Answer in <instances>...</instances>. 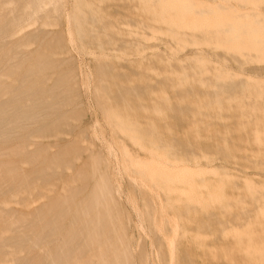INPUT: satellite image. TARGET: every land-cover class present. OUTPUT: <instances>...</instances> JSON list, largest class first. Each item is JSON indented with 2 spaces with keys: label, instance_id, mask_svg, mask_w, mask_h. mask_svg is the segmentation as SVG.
I'll list each match as a JSON object with an SVG mask.
<instances>
[{
  "label": "rangeland",
  "instance_id": "1",
  "mask_svg": "<svg viewBox=\"0 0 264 264\" xmlns=\"http://www.w3.org/2000/svg\"><path fill=\"white\" fill-rule=\"evenodd\" d=\"M0 71V264H264V0H0Z\"/></svg>",
  "mask_w": 264,
  "mask_h": 264
},
{
  "label": "bare ground",
  "instance_id": "2",
  "mask_svg": "<svg viewBox=\"0 0 264 264\" xmlns=\"http://www.w3.org/2000/svg\"><path fill=\"white\" fill-rule=\"evenodd\" d=\"M52 2H53V1H52ZM181 7H182V6H181ZM46 12H47V11H46ZM8 19H9V18H8ZM191 19H192V18H191ZM195 19H196V18H195ZM198 19H199V18H198ZM163 20H164V19H163ZM193 20H194V19H193ZM193 20H192V21H193ZM160 21H161V20H160ZM192 21H191V22H192ZM163 22H165V21H163ZM188 22H189V21H188ZM195 22H196V21H195ZM183 23H184V22H183ZM201 23H202V22H201ZM188 24H189V23H188ZM199 24H200V22H199ZM181 25H183V24H181ZM201 25H202V24H201ZM184 26H185V25H184ZM186 26H187V25H186ZM189 27H190V26H189ZM192 28H194V27H192ZM173 29H174V28H173ZM155 35H156V34H155ZM18 57H19V56H18ZM0 72H1V71H0ZM124 151H125V150H124ZM156 154H157V153H156ZM158 154H159V153H158ZM160 155H161V154H160ZM156 162L159 163V164L161 163V161H159V159H157ZM163 162H164V161H163ZM135 164H136V163H135ZM148 164L151 165V163H148ZM154 171H155V170H154ZM185 176H186V175L182 172V174L180 175V178H181V179H184ZM180 178H179V179H180ZM155 179H156V178H155ZM151 181H152V180H151ZM157 185H158V184H157ZM152 186H153V185H152ZM242 239L249 240L246 236L242 237Z\"/></svg>",
  "mask_w": 264,
  "mask_h": 264
}]
</instances>
